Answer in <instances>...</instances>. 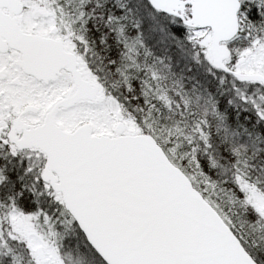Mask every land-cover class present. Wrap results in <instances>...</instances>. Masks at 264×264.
<instances>
[{
  "label": "snow or ice",
  "instance_id": "1",
  "mask_svg": "<svg viewBox=\"0 0 264 264\" xmlns=\"http://www.w3.org/2000/svg\"><path fill=\"white\" fill-rule=\"evenodd\" d=\"M0 264H264V0H0Z\"/></svg>",
  "mask_w": 264,
  "mask_h": 264
}]
</instances>
